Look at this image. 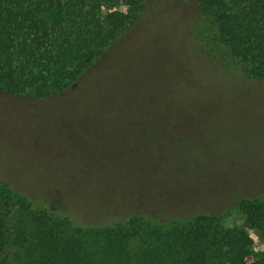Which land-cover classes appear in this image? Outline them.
Wrapping results in <instances>:
<instances>
[{
	"label": "rangeland",
	"instance_id": "obj_1",
	"mask_svg": "<svg viewBox=\"0 0 264 264\" xmlns=\"http://www.w3.org/2000/svg\"><path fill=\"white\" fill-rule=\"evenodd\" d=\"M195 14L191 0L147 8L56 97L0 89V178L77 223L146 211L161 219L225 213L227 225L240 224L237 202L264 194V80L205 64L189 47ZM147 97L167 106L153 117L171 116L169 128L142 130L147 116L113 115ZM248 233L251 259L264 238Z\"/></svg>",
	"mask_w": 264,
	"mask_h": 264
},
{
	"label": "trees",
	"instance_id": "obj_2",
	"mask_svg": "<svg viewBox=\"0 0 264 264\" xmlns=\"http://www.w3.org/2000/svg\"><path fill=\"white\" fill-rule=\"evenodd\" d=\"M169 1L0 0V89L39 99L64 93L143 11ZM191 2L190 49L218 71L263 81L264 0ZM147 98L140 107L119 105L113 115L147 116L142 130L166 122L169 128L171 116L153 117L167 106L157 109ZM235 208L240 224L227 225L225 213L161 219L146 211L83 224L0 178V264H264V250L248 259L254 248L248 229L264 238V194L240 199Z\"/></svg>",
	"mask_w": 264,
	"mask_h": 264
}]
</instances>
